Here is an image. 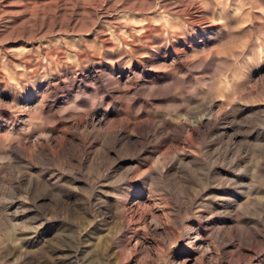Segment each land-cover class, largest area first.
<instances>
[{
  "label": "rangeland",
  "instance_id": "1",
  "mask_svg": "<svg viewBox=\"0 0 264 264\" xmlns=\"http://www.w3.org/2000/svg\"><path fill=\"white\" fill-rule=\"evenodd\" d=\"M0 264H264V0H0Z\"/></svg>",
  "mask_w": 264,
  "mask_h": 264
},
{
  "label": "bare ground",
  "instance_id": "2",
  "mask_svg": "<svg viewBox=\"0 0 264 264\" xmlns=\"http://www.w3.org/2000/svg\"><path fill=\"white\" fill-rule=\"evenodd\" d=\"M116 4H117V3H116ZM200 19H201V18H200ZM125 27H126V25H125ZM125 27H124V28H125ZM119 28H120V27H119ZM122 28H123V27H122ZM125 30H126V29H125ZM125 30H124V31H125ZM128 32H130V31H128ZM128 32H127V33H128ZM125 33H126V32H125ZM140 33H141V32H140ZM130 34H131V33H130Z\"/></svg>",
  "mask_w": 264,
  "mask_h": 264
}]
</instances>
